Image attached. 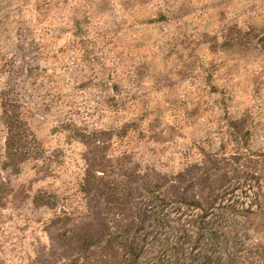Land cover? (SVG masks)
<instances>
[{
  "label": "rangeland",
  "instance_id": "rangeland-1",
  "mask_svg": "<svg viewBox=\"0 0 264 264\" xmlns=\"http://www.w3.org/2000/svg\"><path fill=\"white\" fill-rule=\"evenodd\" d=\"M0 264H264V0H0Z\"/></svg>",
  "mask_w": 264,
  "mask_h": 264
},
{
  "label": "trees",
  "instance_id": "trees-1",
  "mask_svg": "<svg viewBox=\"0 0 264 264\" xmlns=\"http://www.w3.org/2000/svg\"><path fill=\"white\" fill-rule=\"evenodd\" d=\"M212 216H213V218H217V216H218L215 209H212Z\"/></svg>",
  "mask_w": 264,
  "mask_h": 264
}]
</instances>
